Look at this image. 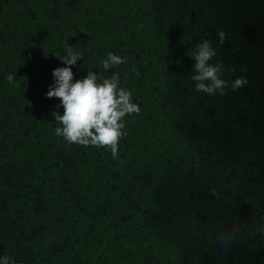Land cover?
I'll return each instance as SVG.
<instances>
[{
    "label": "trees",
    "instance_id": "1",
    "mask_svg": "<svg viewBox=\"0 0 264 264\" xmlns=\"http://www.w3.org/2000/svg\"><path fill=\"white\" fill-rule=\"evenodd\" d=\"M205 40L224 95L191 80ZM69 47L73 82L118 73L141 109L117 159L54 134ZM108 52L126 63L105 70ZM0 256L264 264V0H0Z\"/></svg>",
    "mask_w": 264,
    "mask_h": 264
},
{
    "label": "clouds",
    "instance_id": "2",
    "mask_svg": "<svg viewBox=\"0 0 264 264\" xmlns=\"http://www.w3.org/2000/svg\"><path fill=\"white\" fill-rule=\"evenodd\" d=\"M219 36L222 43L224 34L220 33ZM215 56L216 52L209 41L200 43L193 53L195 64L191 80L195 82V90L198 92L224 95L228 83L221 78L223 65L209 63ZM57 57L67 66L53 70L55 83L46 93L47 98H58L64 109L63 115L52 113L54 120L62 125L55 128L54 134L63 137L69 145L110 149L112 158L117 159L120 140L127 136L125 117L139 115L141 111L132 102V93L120 86L118 73L112 74L111 78L102 79L89 68L85 78L73 82L71 66L82 58L81 53L73 52L69 47L66 55ZM124 63L125 59L108 52L102 66L107 70ZM132 71H136L134 67ZM136 75L139 76V73L136 72ZM14 79L12 74L7 76L9 83H13ZM244 84V78H237L232 88L235 90ZM232 238L231 233L223 234L219 242L228 247ZM0 264H14V261L10 256H0Z\"/></svg>",
    "mask_w": 264,
    "mask_h": 264
}]
</instances>
